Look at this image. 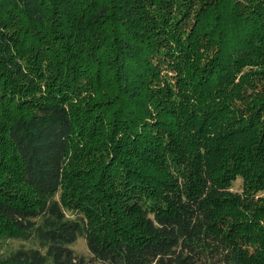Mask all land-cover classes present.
Wrapping results in <instances>:
<instances>
[{
    "label": "trees",
    "instance_id": "16d2710c",
    "mask_svg": "<svg viewBox=\"0 0 264 264\" xmlns=\"http://www.w3.org/2000/svg\"><path fill=\"white\" fill-rule=\"evenodd\" d=\"M10 238L0 264H264V0H0Z\"/></svg>",
    "mask_w": 264,
    "mask_h": 264
},
{
    "label": "rangeland",
    "instance_id": "374dc122",
    "mask_svg": "<svg viewBox=\"0 0 264 264\" xmlns=\"http://www.w3.org/2000/svg\"><path fill=\"white\" fill-rule=\"evenodd\" d=\"M233 189L235 191H241L242 190V179L238 178L235 182H234V186ZM57 196H59V193L57 194ZM71 215L72 212H70V210L68 211ZM72 216V215H71ZM26 244V245H30V242L26 241H22L19 239H14V238H10V239H0V254H4V253H9L12 250L20 247L22 244ZM71 247L79 254H84L86 256H89V251H88V247L86 244V240L84 237H79L77 239V241L75 243H73L71 245ZM152 264H156V263H152Z\"/></svg>",
    "mask_w": 264,
    "mask_h": 264
}]
</instances>
